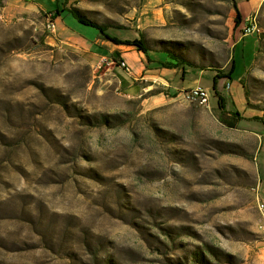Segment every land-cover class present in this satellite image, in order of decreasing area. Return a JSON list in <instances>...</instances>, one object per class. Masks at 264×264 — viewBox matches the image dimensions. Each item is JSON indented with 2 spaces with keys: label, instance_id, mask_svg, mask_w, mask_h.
Returning a JSON list of instances; mask_svg holds the SVG:
<instances>
[{
  "label": "rangeland",
  "instance_id": "obj_1",
  "mask_svg": "<svg viewBox=\"0 0 264 264\" xmlns=\"http://www.w3.org/2000/svg\"><path fill=\"white\" fill-rule=\"evenodd\" d=\"M234 1L69 0L126 28L108 30L116 38L199 66L206 106L126 75L119 50L88 48L71 32L90 41L95 29L70 16L48 31L51 12L0 1V264H264V155L249 120L264 114V0L241 5L252 15L238 26ZM231 60L220 112L211 67ZM231 110L244 118L234 128Z\"/></svg>",
  "mask_w": 264,
  "mask_h": 264
},
{
  "label": "crops",
  "instance_id": "obj_2",
  "mask_svg": "<svg viewBox=\"0 0 264 264\" xmlns=\"http://www.w3.org/2000/svg\"><path fill=\"white\" fill-rule=\"evenodd\" d=\"M2 1V0H0ZM13 3H19L21 4V9L23 11L27 12H34V11H42L44 13L53 11L57 5V0H10ZM250 1V0H248ZM235 4H237L239 11L241 8V5L246 4L247 0H235ZM64 6H69V0H64L63 2ZM261 4V0H257L255 4V8L252 13H254L259 5ZM241 23L247 22L249 20L250 15L252 13L247 12L246 8L244 10L241 9ZM66 12H61L56 19H54V25L58 18H67ZM69 17V16H68ZM56 28V26H55ZM65 30V29H64ZM67 30V29H66ZM66 32V31H65ZM87 35H89L90 41H87L88 39L82 38L83 36L77 35L74 32H71L72 35H76L79 37L85 44L88 46V48H92V46H99L100 48L106 49L107 53H113L115 49L119 50V53H113L115 57H121L124 62L127 64V66H130L132 68V76H135L139 73H143V78H153L158 76L159 77V84H162L163 86L169 88V91H179V90H186L194 86H200V78H202L203 75L206 74L204 71H198L197 69H192L189 67H181L177 69H161L156 72H144V66L140 63V57H141V50L137 48L134 45L125 44L123 42H114L109 36L105 34H101L96 30H92L90 32H85ZM240 39H236L233 46L238 43ZM89 43V44H88ZM99 44V45H98ZM133 48H137L136 52H131L130 50H133ZM89 54H91V57L94 61L98 59V57H101L103 55H98L95 52L90 51ZM195 70V71H194ZM116 73H120V69L115 70ZM155 73H158V75H154ZM214 74H210V77H213ZM129 77V76H127ZM131 78V77H129ZM126 80H129L128 78H125ZM135 79V78H133ZM150 80V79H149ZM259 117L264 118V114L259 115ZM253 130L255 131V136L260 140V143H262V148L260 152L262 151L264 155V128L263 125L256 121L253 125ZM260 154V153H259ZM262 166H264V156L261 160Z\"/></svg>",
  "mask_w": 264,
  "mask_h": 264
},
{
  "label": "trees",
  "instance_id": "obj_3",
  "mask_svg": "<svg viewBox=\"0 0 264 264\" xmlns=\"http://www.w3.org/2000/svg\"><path fill=\"white\" fill-rule=\"evenodd\" d=\"M234 10H235L234 23H235V26H238L239 24H241V15H240L238 9L236 8L235 2H234ZM63 11L66 12V14L68 16H70L71 18H73L77 23L82 24L84 26L91 27V28L97 30L99 33L109 36L114 42H123L125 44L134 45L137 48H139L141 50V52L143 53L144 58H145L144 72H156V71L161 70V69H177V68H181V67H189L192 69H201L199 66L194 65V64L188 62L187 60L179 58L171 52L152 51L147 46V43L144 40L143 36H141L138 39H131V40L121 39L118 37L116 38V36H113L112 34H110L108 32V30L120 31V30H126V28H124L118 24H103V23L100 24V23H97L95 21H92V20L86 18L85 15L81 11H79L78 9H76L74 6H71V5L64 6V4L62 3V6L60 9H58V7H56L53 11H51V13H49L50 19L51 20L56 19L57 16ZM113 60H114V58H113ZM232 62H233V60H231L230 68H229L228 72H226V73L219 72L220 70L218 68L213 69V67H211V71H215V74L212 77V91H213V94L218 99L217 104H218L220 112L224 111V109H225V106H224L225 100L220 95V93L217 91V84H218V81L220 79H224V80L231 82L230 73L232 72ZM242 88H244V87L242 86ZM244 93L246 95V91ZM230 112L231 113H229V114L231 115V118L229 120H225L222 122L226 126H228L230 128H234L236 126V123L239 120H242L244 118L241 117L240 113L236 110H231ZM249 120L259 121L263 125V128H264V118L252 117Z\"/></svg>",
  "mask_w": 264,
  "mask_h": 264
},
{
  "label": "built area",
  "instance_id": "obj_4",
  "mask_svg": "<svg viewBox=\"0 0 264 264\" xmlns=\"http://www.w3.org/2000/svg\"><path fill=\"white\" fill-rule=\"evenodd\" d=\"M46 28H47L48 31H54L55 26H54V23L52 22V20L47 23ZM104 63H106V60L103 59V58L100 59L99 62L97 63V68H100ZM109 64H114V61L109 62ZM118 66L124 71V73L126 75H130L131 74L129 67L125 64L124 61H121L118 64ZM181 96H182V98L185 101L195 102V103H197L199 105H204V106L208 105L207 92H206L205 89H203L200 86H194V87H191L189 89L183 90L182 93H181ZM258 207L260 208L261 211L264 209V205L263 204L258 205ZM261 228L264 231V222L261 225ZM263 263H264V260H263Z\"/></svg>",
  "mask_w": 264,
  "mask_h": 264
},
{
  "label": "water",
  "instance_id": "obj_5",
  "mask_svg": "<svg viewBox=\"0 0 264 264\" xmlns=\"http://www.w3.org/2000/svg\"><path fill=\"white\" fill-rule=\"evenodd\" d=\"M261 37H262V35H261ZM43 41H44V43L49 44V45H56L57 44L55 38L51 34H47Z\"/></svg>",
  "mask_w": 264,
  "mask_h": 264
}]
</instances>
